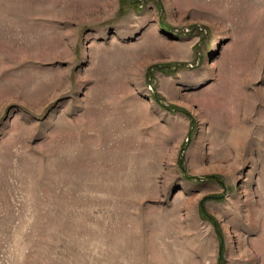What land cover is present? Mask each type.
<instances>
[{
    "label": "rangeland",
    "instance_id": "1",
    "mask_svg": "<svg viewBox=\"0 0 264 264\" xmlns=\"http://www.w3.org/2000/svg\"><path fill=\"white\" fill-rule=\"evenodd\" d=\"M0 264H264V0H0Z\"/></svg>",
    "mask_w": 264,
    "mask_h": 264
}]
</instances>
